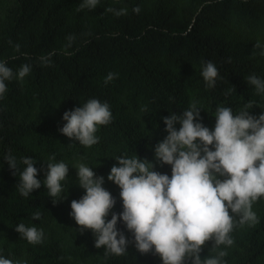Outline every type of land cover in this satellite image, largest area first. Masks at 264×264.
<instances>
[{"label": "trees", "instance_id": "obj_1", "mask_svg": "<svg viewBox=\"0 0 264 264\" xmlns=\"http://www.w3.org/2000/svg\"><path fill=\"white\" fill-rule=\"evenodd\" d=\"M80 3L0 0V61L13 72L23 64L32 66L23 81L5 82L0 99V257L20 264H162L153 252L137 251L122 221L117 229L129 241L124 255L105 257L91 231L81 234L69 215L71 201L85 194L76 165L83 163L104 177L103 187L116 200L111 211L119 214L120 189L107 179L117 158L137 155L171 176V167L154 157L155 145L167 135L165 117L181 115L195 103L200 122L214 130L219 106L235 114L251 100L250 114L264 112V96L255 95L246 82L251 74L264 79V57L252 55L257 42L264 45V0H100L94 10L78 11ZM137 6L139 14L133 12ZM109 7L126 8L127 15L117 17L106 11ZM69 35L75 37L70 48ZM48 53L55 54L44 66L39 57ZM204 61L218 69L214 88H207L201 76ZM110 72L116 78L105 85ZM92 98L109 104L112 120L99 127L97 144L84 147L59 129L66 111ZM9 152L20 171L21 158L36 162L42 186L28 197L19 194V175L3 158ZM60 161L69 166L62 182L66 199L54 205L43 181L47 163ZM253 211L258 223L235 228L234 244L221 246L228 252L224 264H264V202H256ZM36 212L39 220L32 219ZM19 223L43 229L42 242L23 240L14 230ZM210 246L202 258L214 255Z\"/></svg>", "mask_w": 264, "mask_h": 264}, {"label": "clouds", "instance_id": "obj_2", "mask_svg": "<svg viewBox=\"0 0 264 264\" xmlns=\"http://www.w3.org/2000/svg\"><path fill=\"white\" fill-rule=\"evenodd\" d=\"M99 2L81 0L77 10H94ZM106 11L117 17L127 15L126 8L109 7ZM140 11L139 6L133 9L136 14ZM66 39L70 48L75 37L69 35ZM15 48L19 51L20 45ZM54 54L41 55L40 63L49 66ZM252 55L264 57V45L257 42ZM31 70L30 64H23L13 72L7 61H0V99L7 91L6 81H23ZM201 76L207 88H214L220 78L211 61L202 63ZM114 78L115 73H108L104 84ZM246 82L255 95L264 96V79L251 74ZM253 107L255 101L251 100L235 114L230 107H217L214 130L200 122L201 109L195 103L181 115L172 113L165 117L167 135L155 145L154 157L161 166L171 167V176L155 171L153 163L137 155L117 158L107 179L120 189L123 210L119 214L111 211L116 200L103 187L104 177L97 176L83 163L76 165L78 184L85 194L71 201L69 215L81 234L91 231L94 246L104 248L105 257L124 255L129 241L117 229L118 221H122L132 234L137 251L153 252L162 264H224L228 252L221 250V246L227 249L234 244L231 233L235 228L258 223L253 205L264 198V112L252 115ZM62 119L65 122L59 129L62 135L91 147L99 142L95 135L99 127L111 123L112 113L107 102L92 98L81 107L66 111ZM3 158L13 174L19 175L17 190L21 196L28 197L41 188L33 159L21 158L24 167L20 171L16 157L10 152ZM51 160L55 161V156ZM68 172L69 166L63 161L47 163L43 186L54 198L51 199L54 205L66 199L62 195V182ZM40 218L39 212L33 214L32 219ZM14 230L32 245L40 244L44 238L43 229L24 223ZM209 242L214 255L202 258ZM0 264H20V261L0 257Z\"/></svg>", "mask_w": 264, "mask_h": 264}, {"label": "rangeland", "instance_id": "obj_3", "mask_svg": "<svg viewBox=\"0 0 264 264\" xmlns=\"http://www.w3.org/2000/svg\"><path fill=\"white\" fill-rule=\"evenodd\" d=\"M77 172V170L75 171V173ZM74 176V175H73ZM73 181V183H75L76 182V180L75 179H73L72 180ZM262 202H264V198H261L259 201H258V203H262Z\"/></svg>", "mask_w": 264, "mask_h": 264}]
</instances>
